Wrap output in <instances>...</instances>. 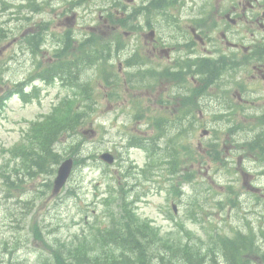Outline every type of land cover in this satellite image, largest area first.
I'll list each match as a JSON object with an SVG mask.
<instances>
[{
  "label": "rangeland",
  "instance_id": "1",
  "mask_svg": "<svg viewBox=\"0 0 264 264\" xmlns=\"http://www.w3.org/2000/svg\"><path fill=\"white\" fill-rule=\"evenodd\" d=\"M51 1L53 6L62 8V0ZM7 4L10 7L2 9L0 1V29L6 33L0 42V92L7 93L0 106V264H50V249L57 246L67 254L72 242L84 245L93 257L116 259L119 251L108 231L112 228V214L119 215L124 212L122 209L135 213L150 235L158 232L157 252L175 264H186L180 244H188L186 250L192 254L201 251L204 256L214 249L215 238L233 237L236 231L246 233L248 226L258 236L264 231V199L245 191L241 178L246 172L255 183L264 184V179L257 176L258 162H253V154L232 153L228 133L220 135L217 150L223 157L232 158L227 160L226 167L211 160L205 151L211 150L209 144L215 137L211 133L205 135L204 130H223V126L206 123L209 113L191 110L195 114L193 119L181 118L179 125H173L175 129L159 139L155 150L151 148L149 153L142 146L129 145L131 137L139 140L155 137L154 118H164L169 125L184 117L181 107L169 99L161 101L170 92H176L175 83L165 75L167 66L174 63L175 50L169 57L151 52L149 43L156 36L152 40L148 32L157 31L162 22L157 10L151 16L138 17L136 22L138 25L141 22L142 28L135 34V41L129 32L132 23L119 25V39L125 47L118 53L111 52L106 68L109 75L105 79L98 64L82 71L81 83L87 88L92 85L88 90L94 110L70 138L64 137L57 144L61 159L80 160L60 193L51 194L55 173L30 177L15 153V147L25 143L29 124L41 119L63 99L70 101L78 96L86 103L82 89L75 90L58 79L36 81L40 89L36 99L23 101L21 94H16V84L51 61L52 52L48 53L46 47L35 56L26 43L28 35L33 34L34 22L40 17L49 20L48 27L55 36L61 34L65 24L62 13L38 14L36 0H30L23 10L20 6L19 14L17 1ZM183 5L171 10L179 14ZM186 6L187 10L193 7L191 3ZM99 8V2H92V11ZM72 11L76 15L69 18ZM109 11L116 13V7L111 6ZM88 16L80 7L74 8L73 3L67 2V28L72 26L77 38L90 29L100 30L101 42L110 43L114 35L111 26L117 23L111 19L98 22L97 13ZM184 21L182 18L181 26ZM135 42L142 59L159 73L156 79L139 80L132 76L130 80L128 74H136L137 67H127L125 60L133 54ZM30 89L26 87V91ZM177 130L182 135L168 142ZM168 151H174L176 164L165 158L164 152ZM104 152L114 155L112 163L99 158ZM81 158L85 160L82 162ZM174 170L176 173H172ZM185 175L191 176L190 179L186 180ZM35 224L40 237L34 235ZM258 242L264 250V241ZM114 264H118L117 260Z\"/></svg>",
  "mask_w": 264,
  "mask_h": 264
},
{
  "label": "flooded vegetation",
  "instance_id": "2",
  "mask_svg": "<svg viewBox=\"0 0 264 264\" xmlns=\"http://www.w3.org/2000/svg\"><path fill=\"white\" fill-rule=\"evenodd\" d=\"M9 1V0H8ZM18 2L19 11L27 0ZM51 0H36L35 11L38 14H56L60 8L51 4ZM63 23L67 26V2L85 4V11H91L92 2H117L129 4V10L123 11L133 19L129 32L135 34L141 30L136 20L145 16L156 7L162 16L160 27L153 30L156 37L149 43L152 53H169L175 50L176 71L180 66H191L190 76L194 105L198 112L217 113L224 116L228 135L234 137L238 130L249 131L253 135L252 149L248 154L264 152V0H63ZM2 3V1H1ZM186 3L193 5L187 10ZM184 4L180 13L172 11ZM7 5H2L6 9ZM48 12H46V9ZM23 10V7H22ZM176 13V14H175ZM75 17V14H72ZM182 18L185 19L181 26ZM49 20L40 17L34 22L32 32L40 47L49 44L53 32L49 29ZM141 22H139L140 24ZM145 31V30H144ZM111 32L119 34V25L111 26ZM136 51L139 50L136 44ZM38 55V54H37ZM36 55V56H37ZM181 62V63H180ZM180 63V65L178 64ZM174 71L171 83L179 81L180 73ZM189 74V69L185 70ZM177 92L182 91L181 79L175 85ZM242 121V122H241ZM240 123V124H239ZM260 131V136L254 131ZM232 140L230 147L237 150ZM249 145L245 146L248 147ZM243 147V148H245ZM228 150V151H229ZM227 151V152H228ZM238 151V150H237ZM262 157V156H261ZM254 158L256 156L254 155ZM264 195V188L247 186Z\"/></svg>",
  "mask_w": 264,
  "mask_h": 264
},
{
  "label": "trees",
  "instance_id": "3",
  "mask_svg": "<svg viewBox=\"0 0 264 264\" xmlns=\"http://www.w3.org/2000/svg\"><path fill=\"white\" fill-rule=\"evenodd\" d=\"M64 35L67 37V40H65L67 42V55L64 48L60 49L59 53H57L58 60L51 66V69L56 76L60 75L61 78L67 76V81L71 79L68 83L69 85L82 89L86 104H83L80 98L75 97L67 101V104L62 103L61 107L55 108L43 120L35 121L30 125L28 143L17 146L15 152L20 154L26 170H29L27 174L32 178L36 175H51L54 172L55 166L62 158V154L57 150V144L59 145L61 139L66 135L67 139L70 138L77 128L85 124L87 116L89 117L90 115L88 113L93 110L91 104L93 100L88 90L92 88V85H88L87 88L86 85L79 82L78 77L86 65L97 59L100 63L103 61L104 56L99 57L96 54L98 51L95 40L92 41L91 46H88L89 49L85 50L83 45L75 47L73 44L74 37L70 30H67V34L64 33ZM28 36L29 39H25L26 43L30 46V50L34 52L33 35L29 34ZM4 37L5 33H2V29H0V42L5 39ZM59 40L61 41L63 38ZM103 77L106 78V75ZM6 95V92H0V106ZM21 96L23 100L26 99L23 94ZM156 125H159V122H156ZM81 161H84L83 158H81ZM79 162V159L76 160V163ZM122 211L124 212L119 215L112 214L113 225L111 230L108 231L111 233V241H113L114 246L119 251V257L111 260L108 258L105 260L99 259L97 255L93 257L82 244L68 247L67 254H65V251H59L57 246H54V250L50 249L48 253L52 260L50 264H114L115 260H117L118 264H147L149 256H151L149 264H175V262H171L163 255H158L159 252L157 251L159 250L155 247L156 241H159L158 232L155 233L154 231L150 235L145 225H143L144 223H141L140 218L135 213L124 209ZM146 225L153 230L148 224ZM34 235L40 237L36 224L34 225ZM246 235H239L234 239H225L219 242L217 250L222 251L228 264H241L243 255L251 250L253 237L249 234ZM187 260L189 261V258ZM199 260L200 258H197V261Z\"/></svg>",
  "mask_w": 264,
  "mask_h": 264
},
{
  "label": "water",
  "instance_id": "4",
  "mask_svg": "<svg viewBox=\"0 0 264 264\" xmlns=\"http://www.w3.org/2000/svg\"><path fill=\"white\" fill-rule=\"evenodd\" d=\"M102 158L108 162L112 161V158L107 154L102 155ZM71 167H72L71 159H66L60 164L57 170V175L54 179L53 194L58 193L61 187L64 185L67 177L70 174Z\"/></svg>",
  "mask_w": 264,
  "mask_h": 264
}]
</instances>
